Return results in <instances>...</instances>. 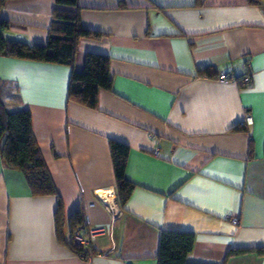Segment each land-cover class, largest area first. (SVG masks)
<instances>
[{"label":"crops","instance_id":"obj_1","mask_svg":"<svg viewBox=\"0 0 264 264\" xmlns=\"http://www.w3.org/2000/svg\"><path fill=\"white\" fill-rule=\"evenodd\" d=\"M56 5L6 0L3 36L44 44ZM77 6L80 24L103 35L79 38L70 65L0 54V81L29 109L62 202L61 240L57 197L32 194L0 157V264H158L161 230L193 233L188 263L264 264V0ZM86 52L107 56L112 77L95 107L67 94ZM207 67L216 74L198 73ZM110 139L128 145L134 185L116 215L97 195L115 194ZM78 208L103 229L85 257L64 244ZM239 248L249 250L225 259Z\"/></svg>","mask_w":264,"mask_h":264},{"label":"trees","instance_id":"obj_2","mask_svg":"<svg viewBox=\"0 0 264 264\" xmlns=\"http://www.w3.org/2000/svg\"><path fill=\"white\" fill-rule=\"evenodd\" d=\"M5 1L0 0V8ZM249 1L259 3V0ZM55 3L57 5L52 10V20L44 44H28L24 41L4 37L2 31L8 27V22L0 18V54L70 65L79 38L99 39L102 37V32L84 28L80 24L77 0H55ZM69 7L74 9H68ZM108 64L107 56L86 52L82 69L71 70L67 92L68 99L76 100L89 107H95L98 91L110 89L112 84ZM198 73L202 76H214L216 71L207 67L199 70ZM19 102L17 90L9 83L0 81V157L6 167L23 173L32 194H49L57 197L55 218L58 224V238L61 239L59 224L61 222L62 202L33 136L30 111ZM109 148L115 175V199L121 204L128 198L134 186L124 177L128 145L110 139ZM69 224L71 232L76 230L78 226L84 225L83 214L79 208L71 213ZM193 243L194 235L191 232L161 230L157 254L158 264H193L186 260ZM64 244L72 252L84 257L88 252L73 236ZM248 250V248L230 249L225 259ZM91 251L93 252V250Z\"/></svg>","mask_w":264,"mask_h":264},{"label":"built area","instance_id":"obj_3","mask_svg":"<svg viewBox=\"0 0 264 264\" xmlns=\"http://www.w3.org/2000/svg\"><path fill=\"white\" fill-rule=\"evenodd\" d=\"M220 80H225L226 75H219ZM244 81L247 80L245 77L243 79ZM245 123L250 124L251 118L250 116L246 117ZM100 201L102 203H105V205L108 207L110 212H112L113 215H116L118 213V209L115 202V194L112 190H105L101 191L100 194H97ZM233 221L236 222V219L233 218ZM103 229L99 227H90V226H78L76 230L73 232V238L81 244L86 250H88L86 255H90L92 245L96 240V237L98 234L102 233Z\"/></svg>","mask_w":264,"mask_h":264}]
</instances>
